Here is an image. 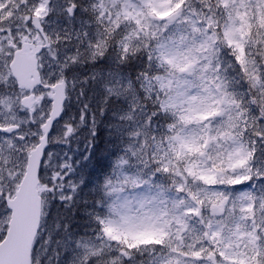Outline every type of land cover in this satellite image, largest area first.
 I'll list each match as a JSON object with an SVG mask.
<instances>
[{
    "label": "snow or ice",
    "instance_id": "6c2138e0",
    "mask_svg": "<svg viewBox=\"0 0 264 264\" xmlns=\"http://www.w3.org/2000/svg\"><path fill=\"white\" fill-rule=\"evenodd\" d=\"M0 264H264V0H0Z\"/></svg>",
    "mask_w": 264,
    "mask_h": 264
}]
</instances>
